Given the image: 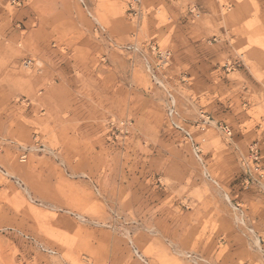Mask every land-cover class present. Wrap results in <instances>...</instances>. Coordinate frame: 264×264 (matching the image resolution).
Here are the masks:
<instances>
[{"label": "rangeland", "instance_id": "1", "mask_svg": "<svg viewBox=\"0 0 264 264\" xmlns=\"http://www.w3.org/2000/svg\"><path fill=\"white\" fill-rule=\"evenodd\" d=\"M263 48L264 0H0V264H264Z\"/></svg>", "mask_w": 264, "mask_h": 264}, {"label": "crops", "instance_id": "2", "mask_svg": "<svg viewBox=\"0 0 264 264\" xmlns=\"http://www.w3.org/2000/svg\"><path fill=\"white\" fill-rule=\"evenodd\" d=\"M12 39H14V38H12ZM248 68L249 67L246 64V67H245L244 70H247ZM261 68L264 69V66H261ZM9 73H10V71H6L5 72V76H7V77L10 76L11 74H9ZM14 77L16 79L17 78L18 79H22V72L21 71H15ZM37 77H38V81H36V82L39 83L41 81V79H44V78L49 79L50 77H52V74L48 71L45 74H38ZM16 79H15V82L17 83ZM55 89H57V90H55ZM55 89L53 88V86L51 87V85L50 86L47 85V86L42 87L38 91L39 94H37V97H36L37 98V105H43V106L48 108V107L52 106L53 99L55 100L56 104L63 103V99H64V97H62L63 90H61V88H55ZM20 90H21V87H20L19 84L14 86V88L6 87V94H5V95H7L6 99L10 100L11 97L13 96V94L14 95L15 94H20L21 93ZM241 92L242 91H238V93L240 95H242ZM260 94H261V96L264 99V81H262L260 83ZM23 99L26 100V98H23ZM230 99H232V100L229 101L230 104H233V103L236 104L235 96L230 97Z\"/></svg>", "mask_w": 264, "mask_h": 264}, {"label": "built area", "instance_id": "3", "mask_svg": "<svg viewBox=\"0 0 264 264\" xmlns=\"http://www.w3.org/2000/svg\"><path fill=\"white\" fill-rule=\"evenodd\" d=\"M139 1H140V0H128V3H129L130 8H131L132 10H135V6L138 5ZM191 11H192V12H195L196 9H193V10H191ZM161 58L164 60V59L166 58V56H165V55H163V56L161 55ZM230 69H231V67H230ZM223 130H224L229 136L232 134L231 129H230V127H229L228 125L223 126ZM185 134H186V136H190V134H189L187 131H185ZM251 157H252L253 160H256V162H258V160H259V153H258V149H257V148L254 149V150H252ZM256 168L258 169L259 167L257 166Z\"/></svg>", "mask_w": 264, "mask_h": 264}, {"label": "bare ground", "instance_id": "4", "mask_svg": "<svg viewBox=\"0 0 264 264\" xmlns=\"http://www.w3.org/2000/svg\"><path fill=\"white\" fill-rule=\"evenodd\" d=\"M224 1V0H223ZM243 2V1H242ZM245 2V1H244ZM243 4V3H242ZM240 7H242V6H240ZM241 9V8H240ZM238 11H239V9H238ZM237 13V12H236ZM230 18V17H229ZM228 18V19H229ZM234 26V25H233ZM236 27V26H235ZM234 28V27H233ZM242 28H244V27H242ZM236 29V28H235ZM240 30H241V28H240ZM240 32V31H239ZM262 39V38H261ZM261 39L259 38V40L261 41ZM263 44V43H262ZM262 46V45H261ZM262 48V47H261ZM264 49V48H263ZM255 52V51H254ZM262 57V56H261ZM264 58V57H263ZM155 231V230H154ZM160 240V239H159ZM166 249V248H165Z\"/></svg>", "mask_w": 264, "mask_h": 264}]
</instances>
